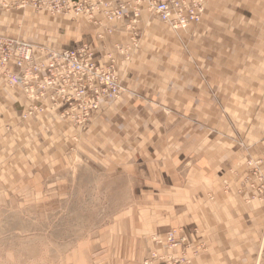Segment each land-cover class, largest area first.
Masks as SVG:
<instances>
[{
    "label": "crops",
    "instance_id": "1",
    "mask_svg": "<svg viewBox=\"0 0 264 264\" xmlns=\"http://www.w3.org/2000/svg\"><path fill=\"white\" fill-rule=\"evenodd\" d=\"M17 1L0 0L4 37L21 38L35 25L43 26L35 12L16 10ZM212 1L199 29L178 37L166 33L174 32L155 17L141 15L138 50L140 42L144 52L157 39L161 52H148L144 60L147 51L134 54L139 60L125 80L131 92L107 103L113 105L95 113L83 132L60 119L49 104L38 112L33 127L27 119L31 128L8 130L6 116L13 103L7 89L23 94L3 79L0 210L12 201H43V194L33 189L42 191L45 171L53 178L66 168L71 179L70 171L83 166L98 172L107 181L104 186H117L120 201L129 196L143 202L122 213L137 219L145 212L147 220L141 223L146 227L130 224L141 226L140 237L156 229L196 226L211 246L203 264H264L263 205L250 200L249 189L237 191L242 190L247 160H262L264 172V0ZM60 16L68 18H52ZM78 20L94 26L83 18L72 22ZM97 48L105 61L110 50ZM52 121L65 123L61 132L68 131L69 137L85 134L77 152H69L70 143L61 145L60 137L49 132ZM34 137L48 139L35 142ZM29 185L34 186L30 194ZM139 187L148 190L138 195Z\"/></svg>",
    "mask_w": 264,
    "mask_h": 264
},
{
    "label": "rangeland",
    "instance_id": "2",
    "mask_svg": "<svg viewBox=\"0 0 264 264\" xmlns=\"http://www.w3.org/2000/svg\"><path fill=\"white\" fill-rule=\"evenodd\" d=\"M208 1L206 10L210 11L213 1ZM206 13L208 12H205L203 19L206 18ZM46 14H32L34 19L43 21V26L35 25L32 30L31 28L28 29L31 32L21 36V38L17 35L7 37L25 40L40 47L54 50L70 49L76 45H88L94 52L98 53V57L102 51L97 46H105L108 48L107 50H110L107 53L114 61L113 63L103 62L101 59L102 64L109 65V71L110 65L113 66L121 87L117 100L113 101L114 104L121 96L131 92L126 88L125 80L130 75L132 63L139 60L134 57V54L139 50L141 53L143 52L142 42H140L139 50L138 44H135L142 34L140 21L133 24L130 19H125L117 25L119 27H114L111 33L105 32L106 35L102 36L105 38L104 41L98 42V32L101 33L102 29L89 26L83 20L74 23L69 16L67 19L61 16L57 19ZM98 18L103 19L101 15L96 17V19ZM61 20L65 21L66 24H60ZM154 22L157 23V21ZM201 25L202 22L193 29L198 30ZM1 31L0 34L4 35V31ZM88 31L93 33L92 37ZM164 31L173 37L183 34L182 32L171 33L166 29ZM157 41L156 39V44L153 42L148 44L145 49L147 52L142 54L144 56L141 55V59L144 60L149 54L148 52L151 53L154 50L161 52L157 49ZM121 65L123 68L120 69ZM0 87L3 90L6 89L3 81H0ZM7 90L10 92L7 97L13 105H11L10 112L6 116L8 119L9 115L10 121H7L10 122V125L5 127L8 130L25 129L27 126H30L27 128H31L27 119L34 122L33 127L39 120L35 119L39 114L37 111L27 109L33 106L32 101L15 91ZM48 102L49 100L39 98L35 106L38 109L42 106L48 108ZM112 105L106 103L100 107L99 111L103 112ZM25 111H29L31 114L23 119ZM48 124L54 126V130L49 132L60 137L57 139L61 145L70 143L69 152L73 154L80 149L79 144L85 134L69 137L68 131L61 132L65 130V123L52 121ZM40 139L45 141L48 137L47 139L44 137ZM40 139L34 137L35 142L40 141ZM262 166L263 161L260 159L247 160L242 190L237 191L240 193L249 189L251 191L250 200L256 199L263 205L264 210V172ZM49 174L50 171H45L42 191L40 186H38L37 191L33 189L35 194H43V201H12L0 210V264H142L144 260L145 262L151 261L148 257L150 252L160 249L162 246L158 244V241H164L166 236L173 233L172 231L177 233L181 231V235L186 240L181 241L175 237V241L179 243L170 247L174 245L175 241L168 239L166 243L169 246L167 248L171 251L170 264H203L209 259L210 243L196 226H179L168 228L166 231L156 229L155 232L144 233L140 237L141 226L134 224L130 226V224L135 222L146 227L147 223H141L147 220L145 212L140 211L137 219H130L122 213L132 207L135 209L137 203L143 205V202L135 200L132 202L129 196H126L128 200L120 201L119 194L114 193L117 190L116 184V187L104 186L107 181L101 179L95 170L81 166L75 171H70L71 179L66 168H60L54 173L53 178ZM56 182L58 185L53 186ZM31 187L34 186L29 185V194L32 192ZM147 190V187H139L135 189V192L139 195ZM126 223H128L127 227ZM261 239L259 243H261ZM159 264L166 263L160 262Z\"/></svg>",
    "mask_w": 264,
    "mask_h": 264
},
{
    "label": "built area",
    "instance_id": "3",
    "mask_svg": "<svg viewBox=\"0 0 264 264\" xmlns=\"http://www.w3.org/2000/svg\"><path fill=\"white\" fill-rule=\"evenodd\" d=\"M144 1L152 6L158 19L171 30L187 29L204 14L203 0ZM139 2L140 0H95L93 3L89 0H18L14 5L18 3L21 8L28 6L34 12L48 11L54 15H70V12L75 11L79 16L87 17L94 26L111 33L114 27L110 25L114 22L125 19H130L133 24L137 22L135 17L138 18L140 14ZM98 7L101 8L100 15L103 19L94 17V10ZM105 61L113 63L114 60L110 56ZM103 62L98 53L88 45L54 50L0 34L2 81L5 79L10 87L16 86L32 101L33 106L29 110L43 112L44 106L38 109L35 103L39 98L49 100L51 110L80 131L87 128L94 112L107 100H116L120 94L121 87L113 66L110 65L109 71V65H103ZM168 239L175 241L172 234ZM178 243L175 241L170 247ZM164 247L169 246L165 243ZM169 260L170 258L160 259L154 264H170Z\"/></svg>",
    "mask_w": 264,
    "mask_h": 264
},
{
    "label": "bare ground",
    "instance_id": "4",
    "mask_svg": "<svg viewBox=\"0 0 264 264\" xmlns=\"http://www.w3.org/2000/svg\"><path fill=\"white\" fill-rule=\"evenodd\" d=\"M90 2H95V0H89ZM204 2H203V7H204V14H205V12H206V5H207V2H208V0H203ZM113 4H115V3H113ZM17 8H19V9H23V10H25V9H28V10H31V11H33L32 9H30L28 6H26V7H24V8H21V7H19V5H18V3L15 5ZM138 8H139V12H140V14H139V17L137 18V17H135V19H137V22L136 23H138V21H139V19H140V17H141V15L142 14H144V13H146V14H148V13H150V14H148V15H150V16H153V17H155L160 23H162L159 19H158V17H157V15L152 11V6L150 5V4H148L146 1H144V0H140V2H139V4H138ZM34 12V11H33ZM35 13H37V12H35ZM38 13H40V12H38ZM43 13H47L48 15H50V16H59V15H54V14H52L51 12H48V11H45V12H43ZM94 13H96V14H101V8L100 7H98V8H96L95 10H94ZM95 14V15H96ZM204 14L202 15V17H201V19L198 21V22H193V23H195L194 25L192 24L191 26H189L187 29H183V30H171V29H169L166 25V23H162L164 26H166L170 31H172V32H174V33H179V32H186V31H188V30H191V29H193L194 27H196V26H198V25H200L201 24V22H202V19H203V16H204ZM67 16H69L70 18H72V19H78V18H83V19H85L88 23H91V22H89V20H88V18L87 17H85V16H79V13L78 12H70V15H67ZM119 20H121V19H119ZM124 21V20H123ZM117 22H119V21H117ZM114 23H116V22H114ZM114 23H112V24H114ZM135 23V24H136ZM92 24V23H91ZM98 28V27H97ZM99 29H102L103 30V32L102 33H98V39L99 40H103V39H105L104 37H102V36H104V35H106L105 34V32H107L104 28H99ZM135 39H136V37H134ZM23 42H26V41H23ZM28 43V42H27ZM135 44H136V42H135ZM117 47V46H116ZM117 48H119V47H117ZM36 54V53H35ZM38 54H40L41 55V53H38ZM110 59V55H106V57H105V60H109ZM40 60H42V58L40 59ZM5 80V79H4ZM5 82H6V84H7V86L9 87V88H11V89H13V88H17L16 86H12V87H10L9 85H8V83H7V81L5 80ZM121 92V91H120ZM117 100V99H116ZM115 101V100H114ZM110 102H113V100H107L106 101V103H110ZM105 103V104H106ZM104 105V104H103ZM28 109V108H27ZM49 109L51 110V108H50V106H49ZM53 111V110H52ZM99 111V110H98ZM98 111H96V112H98ZM96 112H94L92 115H91V117L96 113ZM58 115V114H57ZM23 116L24 117H22L23 119H25L26 117H28L29 116V111H25V113L23 114ZM59 116V115H58ZM60 117V116H59ZM91 117H90V119H91ZM60 119H62L61 117H60ZM90 119H89V121H90ZM62 120H64V119H62ZM64 121H67V120H64ZM68 122V121H67ZM69 123V122H68ZM85 130V129H84ZM84 130H82L81 132H83ZM80 131V130H79ZM173 233H172V236L173 237H176V238H178V239H180V240H186L185 238H183V236L181 235V231L179 232V233H177L176 231H172ZM168 237L169 236H166L165 237V240L164 241H158V244L159 245H161L162 247L160 248V249H157V250H153L152 252H150V254H149V258L151 259V262H145V260L142 262V264H154V262L155 261H157V260H160V259H167V258H169L170 256H171V251L168 249V248H166V247H164L165 246V243L167 242V239H168Z\"/></svg>",
    "mask_w": 264,
    "mask_h": 264
}]
</instances>
